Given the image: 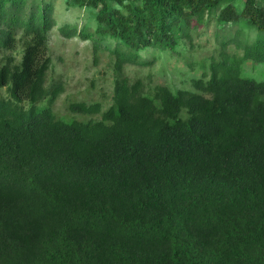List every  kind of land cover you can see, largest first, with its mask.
Listing matches in <instances>:
<instances>
[{
    "label": "trees",
    "instance_id": "trees-1",
    "mask_svg": "<svg viewBox=\"0 0 264 264\" xmlns=\"http://www.w3.org/2000/svg\"><path fill=\"white\" fill-rule=\"evenodd\" d=\"M65 2L89 18L59 32L114 60L113 103L59 117L53 4L0 0V264H264V77L244 67L264 65V0ZM159 53L199 65L192 90L125 74Z\"/></svg>",
    "mask_w": 264,
    "mask_h": 264
},
{
    "label": "rangeland",
    "instance_id": "rangeland-1",
    "mask_svg": "<svg viewBox=\"0 0 264 264\" xmlns=\"http://www.w3.org/2000/svg\"><path fill=\"white\" fill-rule=\"evenodd\" d=\"M53 4L54 17L57 26L51 33L49 44V55L52 58V68L49 72V83L60 81L63 83L64 91L55 103L54 112L59 117L78 118L84 121L90 119L99 120L113 103L115 70L114 60L110 58L107 51L95 56L92 44L76 37L65 38L59 29L64 25L77 26L81 29L86 25L89 13L86 10L67 9L65 0H46ZM239 6L242 4L239 3ZM201 29H204L201 28ZM213 28L207 32L200 30L196 37V45L201 46L194 53L195 60L209 57L216 47L213 37ZM17 61L21 59L22 47L9 53ZM153 54L148 52L146 57L153 60ZM155 63L151 67L143 68L137 66H126L125 74L136 81L141 79L147 91L156 86H168L173 91L180 89L192 90L191 81L202 76V69L197 64L192 70L185 62L171 57L168 54H156ZM249 74L256 75L257 79L264 77V65L255 66L251 62L244 65ZM7 90H0V97H7ZM76 103L93 105L99 103L102 111L97 114H73L70 106Z\"/></svg>",
    "mask_w": 264,
    "mask_h": 264
}]
</instances>
